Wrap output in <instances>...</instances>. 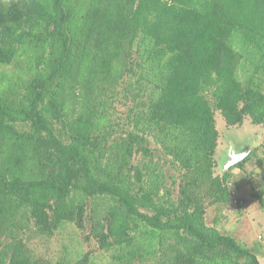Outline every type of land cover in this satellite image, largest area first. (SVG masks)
<instances>
[{"label": "trees", "instance_id": "1", "mask_svg": "<svg viewBox=\"0 0 264 264\" xmlns=\"http://www.w3.org/2000/svg\"><path fill=\"white\" fill-rule=\"evenodd\" d=\"M217 111L264 129V0H0V264H92L35 253L67 224L119 264H260L218 225L264 135L218 174Z\"/></svg>", "mask_w": 264, "mask_h": 264}, {"label": "rangeland", "instance_id": "2", "mask_svg": "<svg viewBox=\"0 0 264 264\" xmlns=\"http://www.w3.org/2000/svg\"><path fill=\"white\" fill-rule=\"evenodd\" d=\"M215 121L216 129L219 133L218 147L216 149L215 154V159L217 163L216 172L218 174H221L219 169H222L225 161L227 160L225 151L231 147L233 151L239 153L247 148L250 149V147L253 146V148L249 150L250 152H248L249 154L247 156H249L251 152L256 149L261 143L264 135V129L259 126L252 125L250 119L248 118L244 120L241 126L228 127L225 123L224 118L218 111L215 112ZM248 164L249 166H253L251 169H254L258 163L257 161H255V158L251 157L248 161L244 162L241 165V168H245V166H247ZM243 180L244 183L240 182L245 188L243 191L248 195L252 194L251 198L254 197V203H252L251 205L255 204L254 206H258L257 202L259 201H256L257 199H255L254 195L259 192V183L261 177L249 179L248 176H244ZM240 183L237 184L238 191L232 195L234 198H237L238 195H240L239 192H241L242 194L244 193L240 190ZM232 191L234 192L233 189ZM233 197L231 199V203H233H230L229 207H225L220 214L221 219L218 225V229L222 234L232 236L237 242H243L242 244L245 247L247 246L248 248L249 243L246 240H243L241 237H237V235L235 234V230H233L232 228L234 226L236 229H239V227L244 224L245 219L247 220V223H249V219L254 218L256 214L254 215V210L250 208L251 205L248 206L246 204L242 207H240L242 204L238 206L235 205ZM261 212L263 213L262 218L264 221V212L262 209ZM232 224L235 225L231 226ZM262 226H264V224H262ZM261 228L262 227L260 226L254 227L252 234H254L255 232H260L264 236V230H262ZM34 250L35 253L46 256L52 261H57L63 257L72 259L74 261L80 258L83 253L92 251V264H119L115 258V255H117V251H100L98 250V247L95 243H83L78 231L69 224L64 225L61 230L51 239L47 241H38L37 245H35L34 247ZM153 261L154 259L153 257H151L147 258L146 260L144 259L136 264H152Z\"/></svg>", "mask_w": 264, "mask_h": 264}, {"label": "crops", "instance_id": "3", "mask_svg": "<svg viewBox=\"0 0 264 264\" xmlns=\"http://www.w3.org/2000/svg\"><path fill=\"white\" fill-rule=\"evenodd\" d=\"M255 161H256V159H255ZM257 165L254 169H251L253 166H249V164L247 166H245V168L238 167V168L233 169L231 173L233 176V181L237 182V184L240 182L244 183V180H243L244 176H248L249 179L261 177V180L259 183L260 189H259V192L257 194L261 197L262 202H264V174L261 171V168H259V166H257ZM240 184H239V186H241L240 190L242 192H244L243 190L245 188H244V186H242V184L241 185ZM237 187H238V185H236V187L233 185L234 193H236L238 191ZM239 194L240 195H238L237 198L233 197L234 198L233 201L235 199L236 200L240 199L243 202V204L240 207H242L243 205H246V204L248 206H250L252 203H254V199H253L254 197L251 198V196H252L251 193H250L251 195H248L245 192L243 194L241 192H239ZM257 194H255L254 196H255V199H257L256 201H259V202H257L258 206H254L255 204L250 206V208L252 210H254V215L256 214L254 216V218L249 219V223H247V220L245 219L244 224L241 227H239V229H236L233 226L236 223L232 224L231 226H233L232 229L235 230V234L237 235V237H239V238L241 237L243 240H246L249 243L248 248L256 256L259 263L264 264V236L260 232H255L254 234H252V231H253L254 227H256V226H260V227H262L261 229L264 230V226H262V224H264V221L262 218L263 213L261 212V209L264 212V203L262 204L260 202V200H258V197L256 196ZM230 203H231V201L228 203V205L226 207H229ZM237 211H239V210H237ZM243 231H245V232H243ZM242 233H243V235H242ZM238 243L243 245L242 244L243 242L242 243L238 242Z\"/></svg>", "mask_w": 264, "mask_h": 264}, {"label": "water", "instance_id": "4", "mask_svg": "<svg viewBox=\"0 0 264 264\" xmlns=\"http://www.w3.org/2000/svg\"><path fill=\"white\" fill-rule=\"evenodd\" d=\"M251 148H253V146L250 147V149L247 148L244 151L239 152V153H236L235 151H233L231 147L229 149H227L225 151V155L227 157V160L225 161L222 169H219L220 173L223 174L225 171H227L232 166H235V165L239 164L240 162H242L247 157V155L249 154L248 152H250L249 150H251Z\"/></svg>", "mask_w": 264, "mask_h": 264}, {"label": "built area", "instance_id": "5", "mask_svg": "<svg viewBox=\"0 0 264 264\" xmlns=\"http://www.w3.org/2000/svg\"><path fill=\"white\" fill-rule=\"evenodd\" d=\"M234 203H235V201H234ZM241 204H242V202H240Z\"/></svg>", "mask_w": 264, "mask_h": 264}]
</instances>
